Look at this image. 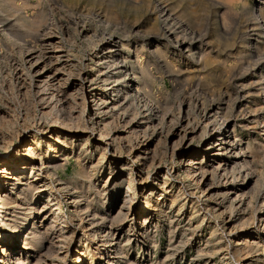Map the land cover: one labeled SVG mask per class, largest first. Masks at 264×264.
Here are the masks:
<instances>
[{
	"label": "bare ground",
	"instance_id": "1",
	"mask_svg": "<svg viewBox=\"0 0 264 264\" xmlns=\"http://www.w3.org/2000/svg\"><path fill=\"white\" fill-rule=\"evenodd\" d=\"M2 1L9 6L12 5V0ZM58 1L60 3L63 0ZM64 1L71 3L73 0ZM85 1L87 4L80 7V14H94L98 17L102 29L107 31V37L102 41L100 39L99 43L93 39L92 35H88L86 30L85 43L91 46L87 64H83L84 59L73 55L70 49H65L67 43L73 46L76 44L75 38L70 35V30L63 23L60 26V21H56L52 13L47 14L44 11L43 4L39 1H36L37 5H34V15L29 19L23 18L16 21V28L26 32L21 35V40L28 38L32 40L34 46L28 48L27 41L19 48L23 57L16 63L15 68L19 94L22 93L21 96H23V100H20L25 105V114L20 117L21 115L16 114L14 108L9 109V107L7 112L0 110L3 112L0 114V264H46L45 260L48 258L51 259L49 264H54V261L65 264L70 244L75 237L76 229H73L72 221L82 227L84 216L87 217L89 225L88 237L85 238L84 234L81 237L88 240V243L84 242L83 254L82 251L81 254L80 252L74 254L75 263L73 264H95L96 262L99 264L105 260L107 264H137V261L134 262L129 258L126 252L130 239L135 237L133 246L137 251L141 248L146 249L148 247L146 239L150 237V234H153L151 239H155L165 228L169 234L165 258L183 257L187 253L185 238L189 237L193 240L206 238L204 241L208 251L206 253L208 255L204 257L206 261L216 259L217 264H238L240 261L250 260L249 258L257 252V245L262 243L264 246V175L256 169L257 162H264V152L260 151L261 148L264 151V145H260L259 154H257L250 148L249 140L245 141L243 147L237 143L233 133L234 125L233 130H229L226 123L228 122L226 109L223 111L212 109L211 112L209 111L208 118L203 121L200 130L207 135L208 144L205 148L191 149L195 130L191 129L192 132H189L186 124L179 128L180 134L177 140L173 141L171 156L175 151L181 150L179 157L182 158L183 178L195 192L194 201L183 197L184 192H181L180 188L176 194L167 190L165 186L170 177L167 174L168 170L162 175L161 184L153 185L149 181V171L158 157V150L156 145L153 148L148 146L153 140V134L156 133L155 127L161 130L168 114L149 97L145 88L151 81V74L145 65L143 66L135 59L136 66L132 55L137 58L138 51L151 43L154 46L152 49L149 48L150 50H145L147 54L153 60L162 59L164 66L171 68L174 65L171 66L172 63L167 60L165 54L170 46L173 56L189 58L187 64L190 68L195 66L203 68L211 62V59L207 56L208 53L199 54L198 52L197 46L199 43L201 45L203 35L196 31L198 29L196 23L188 21L184 18L187 14L178 12L165 0H154L152 8L146 0L150 10L155 12L157 19L161 21L166 33L169 34L168 36L166 33L160 34L158 31L160 28L155 23L153 27H145L143 23L133 21L129 24L130 30L138 34L139 38L144 37L138 43L136 40H131V37L129 38L128 34L119 28V22L113 18L112 7H117V4L110 0ZM96 1L103 8L94 6ZM239 4L243 10L244 2L240 1ZM258 4L259 8L253 9L252 12V15L256 17L254 27L264 37V0ZM27 5L29 6L26 1H23L16 7L21 9V7L26 8ZM218 5L225 7V2L216 0L212 5L215 9L212 15L215 26ZM61 7L64 8L65 5ZM128 7L133 6L128 4ZM225 16L227 17L224 11L221 14L223 27L226 26ZM170 22L176 28L175 31L169 28ZM177 31L181 32V36ZM18 40L20 39L15 41L18 42ZM157 40L164 41L165 44L162 42L163 51L158 49L161 46L159 42H156ZM256 46L254 45L253 48ZM88 68L93 72L90 77L87 76ZM258 74L260 81L264 84V69ZM106 91L109 94H106ZM139 95H142L147 102L143 107L146 113H144L145 123L144 125L134 123L130 127L131 133H128L130 134V137H127L128 142L124 147H120L122 142L117 140L121 137L118 139L115 137L117 140H114L110 125L116 120L119 121L125 113L136 115L135 109L131 108L130 104L131 100ZM87 96L90 97L93 107L92 115L88 114L91 119H87L86 113L84 116ZM35 103H38L41 109L39 116L36 115L38 119L35 118L36 112L34 113ZM262 106L264 107V100ZM152 111L158 113V118L149 115ZM189 113L186 111V114ZM20 118H22L21 123ZM174 122L176 121L172 118L169 123ZM259 123L261 126L259 130L264 135V121L260 120ZM31 125L35 126V132L32 131ZM37 134L43 138L41 139ZM171 135L166 136L167 140ZM74 147L78 151L75 160L82 157L87 161L97 156V161L93 166L83 169H80V161H75L80 170L77 172V181L73 184L63 181L61 184L58 183L61 186L54 188L49 180L50 176L56 170H63V164L68 162L65 152H72ZM122 153L125 154L126 161L119 166V162L118 165L116 163L123 155ZM134 153L138 154L132 157ZM132 166H135L137 171L135 177H133ZM142 166L146 168L145 174ZM105 168L108 169L109 175L102 188H105L110 179L112 185L108 186L107 201L101 204L102 211H100L99 208L87 203V197L84 195V179L89 178L91 173V175L99 173ZM212 177L220 178L222 184L214 186ZM249 184L251 187L246 189ZM5 191H8V194L2 195ZM58 191L70 197V206L73 211H71L72 215L66 218L61 210V203L55 196ZM36 199L42 201L43 205L32 208L30 201ZM166 200L169 203L168 208L175 206L174 216L165 210ZM256 202L260 204H258L259 209L255 207ZM117 204L119 206L116 217L122 220L132 216L131 224L125 230L123 248L120 247V242L113 239L115 235L112 234V232L116 234L121 228L114 222L108 221L103 212L104 207L110 209L112 205ZM23 206L29 212H26ZM17 210L23 213L18 214ZM43 211L46 215L49 214V221L44 225L45 232L39 233V227L32 221L31 230L25 234L24 239H21L22 243L18 248L15 239L27 224L31 213L40 214ZM183 212L188 222L194 220L193 227L181 225L180 217ZM136 220L139 222L137 223ZM154 221H156L155 225H153ZM42 222L41 220L40 223ZM253 222L256 224L257 231L255 239L259 241L255 242L254 236L247 233L239 239L237 234L243 233ZM228 224L230 226L225 229ZM152 228L154 230L150 231ZM54 231H56V237L53 239L57 241L56 243L49 237L50 234L54 236ZM175 235L177 236L174 239ZM81 237L77 240L79 244ZM137 239L140 240L138 243H136ZM44 243L49 246L46 248L43 246ZM89 244L94 245L92 250H89ZM157 246L159 248L162 246L160 240L152 242V249L155 250ZM43 250H45L44 253ZM62 250H65L64 255L61 253ZM60 254L62 256H59ZM198 256L200 255L196 251V254L190 257V263L198 264L196 263L199 260ZM84 258L87 262H84ZM256 262L254 264H264V259L258 256Z\"/></svg>",
	"mask_w": 264,
	"mask_h": 264
},
{
	"label": "rangeland",
	"instance_id": "2",
	"mask_svg": "<svg viewBox=\"0 0 264 264\" xmlns=\"http://www.w3.org/2000/svg\"><path fill=\"white\" fill-rule=\"evenodd\" d=\"M23 1H26L29 6L27 5L26 8L21 7V9L17 8V5L21 4ZM36 1H39L41 4H43L42 8L47 14H49V12L50 14L52 13V15H54L53 17L55 18V20L60 21V26L61 23H63L70 30V35L75 38L76 44L73 46V44L71 45V43H67L68 45L65 44V49H70L73 55L83 58V64L88 63L87 59L91 52V46L85 43V35H87V32L88 35H92L93 39H95V41H99V43L102 41L103 38L107 37V31L102 29V26L97 16H94V14L92 13H88L90 14V16L88 14H80V7L85 6L87 4L85 0H73L71 3L66 2L64 0L60 3L58 0H53V2L52 0H12L11 3L13 7L12 5L9 6L6 2L0 0V110L7 112V107H9V109L14 108L16 110L15 113H19V115H21L20 117L25 114V105L24 103H22V93L19 94V82L16 76L17 72L15 68L17 66L16 63H18V61H21L23 57L19 48L24 46L25 42L27 41L29 42H27L26 44L28 48H31L32 46H34V44L32 40H29L28 38L21 40V35H24L25 30H21L23 31L21 32L18 28H16L15 25L18 19H29L30 16L34 15V5H37ZM110 1L112 3H115V5L117 4L118 7H112L114 11L112 14L113 18L115 19V21L119 22V28H121V30H124V32L128 34L127 36L129 38L131 37V40H136L138 41V43H140L144 39V37L139 38L140 36L138 34L130 30L129 24L133 21L143 23L145 27H153L155 23L160 28H158L160 34L166 33L165 28L162 26L163 24L160 23L161 21L159 19H157L155 12L153 13L152 10H150V5L152 8L154 0H148L150 5L146 0ZM143 1L144 4H142ZM165 1L172 5L174 9L178 10V12L187 14V16L184 18H186L188 21L196 23L198 27L196 31H199V34L203 35V39H201V45H199V43L197 46L198 52L199 54H203V52L205 54L208 53L207 56L211 59V62L203 68H199L196 66L195 68H190L187 64L189 58H186L185 56H183L182 58L173 56V54H171L172 48L168 45L169 47L167 48L168 50L165 51V54L167 60L171 61V66H174L171 68L169 66L166 67L164 66L162 59L153 60V58H151L147 54V51H145L146 49L150 50L153 48L154 45L151 43H149L147 46H144L143 49L141 48L138 51L137 58L132 55V59H136L137 62H140L141 64H143V66L145 65L148 72L151 74V81L145 88V90L148 91L149 97L152 98L154 100V103L158 104L168 114L165 118L164 125L161 127V130L155 127L156 133L153 134V140L148 146V148H153L157 146L156 150H158V157L153 163V169L151 168V170L149 171V181L153 185L161 184L163 181L162 175L168 170L167 174L170 177H168L167 185L165 186L167 187V190H171V192L176 194L177 190L180 188L181 192H184L182 195L183 197L194 201L196 197L195 192L193 191L192 186H190L187 183L186 179L183 178L181 169L182 158L179 157L181 150L175 151L173 153V156H171V148L173 141L177 140V136L180 134L179 130L182 126L186 124V126H188L189 132H192L191 129L195 130V137L192 141V144L190 145L191 149H203L208 144V141H206V133L203 134V132H201L200 130L203 126V121L208 118L212 109H219V111H223L226 109L225 113L228 121L226 123H228L229 130H233L232 126L234 125L233 133L235 134V139H237V143H239L243 147L245 141L249 140L250 148L253 150V152L257 154H259L260 147L264 145V135H262V131L259 130L261 129L259 121H264V107L262 106V101L264 100V84L260 81L258 74L261 72L262 69H264V37H262V35H260L257 30H255L254 24L256 21V17L252 15L253 9L259 8L258 3L263 0H218L220 2H225V7L222 5H218V8H216V10L218 11V15L215 16L216 26L214 24L212 16L215 11L212 5L216 0ZM240 1L244 2L243 10L241 9L242 7L239 4ZM234 3L236 5H234ZM128 4H131L133 7L129 8ZM61 5H65L66 8L61 7ZM94 6L98 7L99 9L103 8V6H101V4H98L97 1L94 3ZM127 7L129 9H127ZM224 11L225 15H227V17L225 16V27H223L221 21V14H223ZM117 18H119V20ZM56 23L59 24V22ZM168 26L170 29H173V31L176 30L172 22H170ZM15 28L18 30V33ZM63 31H65V29ZM177 32L181 36V32ZM19 33L22 34L19 35ZM168 34L166 36H168ZM171 37L172 36H170V38ZM195 37H197L198 39V35H196ZM17 39L20 40H18L17 42L15 41ZM156 42H159V45L161 46L158 49H162L163 51L162 45L165 44L164 41L157 40ZM254 45H257L256 48H253ZM136 60L135 65L137 66ZM92 74L93 72L90 68H88L87 76L90 77ZM106 94H109V92H107ZM89 98L90 97L88 96L86 97L87 107L86 112H84V116L85 113L87 114V119H91L89 115H92L93 113L92 103L90 102ZM116 98H118V96ZM145 103L147 102L146 100L144 101L142 95L135 96L131 100L130 107L135 109L136 115L132 116L131 114L129 115L128 113H125L119 121L116 120L114 121L115 123H112L110 125L113 131L112 135H114V140L116 141L118 137H121L120 140H117V142H122L121 144L119 143L121 145L120 147H124V145L128 142L127 137H130V134L128 133H131L130 127L134 123L138 122L141 123V125H144L146 113L143 107L144 105H146ZM35 104L36 105L34 113L36 112L35 116H39V111L41 109L38 103ZM13 105L16 106V108ZM186 111L190 113L186 114ZM1 113L3 112H0V114ZM149 115L158 118V113H154L153 111ZM37 116L35 118L38 119ZM170 118H174L176 122L169 123L171 120ZM20 119L19 122L21 123L22 118ZM28 125L30 124L28 123ZM31 126H29V128L33 127L32 131L35 132V126ZM142 128L140 130H142ZM168 134L172 135L171 137H168L167 140L166 136ZM37 135L41 139L43 138V136L39 134ZM158 136L159 142L157 141ZM203 137L205 138L203 139ZM262 150L263 148H261L260 151L264 152ZM65 153L68 162L63 164V170H56L55 173L50 176L49 179L52 182L51 185L54 188H58L59 186H61L60 184L63 181L68 182L70 184H73L75 181H77V172L80 170L78 169L79 167L77 168L75 161H80V169L93 166L97 161V156H93V159L87 161L83 160L82 157H80V159L78 160H75V157L78 154V151L75 149V147L73 148L72 152L67 151ZM137 154L138 153L132 154V157L134 155L137 156ZM119 158L120 159L119 161H117L116 164L118 165L119 162L120 166L121 163H124L126 161L125 154H123ZM114 159H116V157ZM207 163L210 164V162ZM142 168L145 174V166H142ZM132 169H134L133 177H135V172H137L135 166H132ZM256 169L264 175V162H257ZM156 173L158 174L155 178ZM91 174L89 175V178L86 177L84 179V195L87 197L86 201L90 206L95 208L97 207L100 211H102L101 206L103 205L105 200L107 201V192L109 189L108 186L112 185V181L111 179L108 180L105 188H102L106 177L109 175L107 168L102 171L100 170L99 173L93 175ZM138 179L139 178H137V180ZM212 183L214 186H219L220 184H222V180L217 177H212ZM88 184L90 187H87ZM250 185L251 184H249L246 189L251 187ZM7 194L8 191H5L2 195ZM55 196L58 197V200L61 203L60 207L62 212H64V217L66 218L69 215H72L71 211H73V208L72 206H70V197L68 195H65L64 192L61 191L55 193ZM104 197H106V199H102ZM167 201L168 200L165 201V210H168L174 216L175 206L168 208L169 203ZM82 202L83 201H81V203ZM30 203H32V208L33 206L34 208H39L43 205V202L37 201V199L30 201ZM256 203L255 207H258L259 209L260 204L259 202L257 204ZM118 206L119 204L112 205L110 209L109 207H104L103 212L107 217L108 221L114 222L115 225H118L117 227L121 228V230L117 231L116 234L115 232H112V234L115 235L113 236V239H116V242H120V247L123 248V245L125 243V230H127V228L130 226V219L132 216H130L128 219L122 220L116 217ZM242 206L243 204L240 205L241 208ZM24 207L25 206H23V209H26V212H29L27 211V208ZM16 213L21 214L23 212L21 210H17ZM45 215L46 213L44 211L40 214H36L35 212L31 213V217L27 221V224L24 226V228L21 230V232L19 233V235H17L15 239V241H17L16 245L18 246V248L22 243L21 239H24L25 234H27L29 230H31L32 221H34L35 225L39 227V233L45 232L46 228L44 225L47 224V222L49 221V214H47L46 218H44ZM101 215H103V213ZM185 216L186 214H184L183 212L182 216L180 217V220L182 221L181 225H183L184 227H193L195 225L194 220L188 222V218ZM83 218L84 220L81 224L82 227H80V225H76L75 221H72L73 229H76L75 237L73 239V242L70 244L65 264L75 263L74 254L77 252H80L81 254L82 249H84L85 247L84 244L88 243V240H85V238L88 237L87 235L89 225L87 223V217L84 216ZM41 220L43 221L42 223H40ZM66 221H68V219ZM136 222L138 223L139 221L136 220ZM254 222L253 224H249L243 233L237 234L239 236V239L240 237H242V235L247 233L248 235L254 236L253 238L255 242L259 241V239H255L257 231L256 224ZM219 223H221V221H219ZM155 224L156 221L153 222V225ZM228 226H230V224L226 225L225 229L228 228ZM153 230L154 229L152 228L150 231ZM83 234L85 238L81 237V235ZM227 234L228 233L226 232V235ZM137 235L139 236V234ZM152 235L153 234L151 233L150 237L146 239V242H148V247L150 248H141L139 251H137V249L133 246V240L135 237H132L130 239L129 246L127 247L126 252L129 254V258L134 260V262L137 261V264H191L189 259L191 256H194L196 254V251L200 255L197 257L199 260H197L196 263L204 264L205 262V264H213L214 262H216V259H209L208 261H206L207 259L204 258L205 255H208L206 254L208 253L207 246H205L204 244L206 238L193 240L192 238L190 239L189 237H186L185 246L187 253L183 255V257L174 256L173 258H165V253L167 252L166 245L168 243L169 236L167 228L161 231V233L155 239H151ZM176 236L177 235H175L174 239L176 238ZM49 237L51 238V240L56 237V231H54V236L50 234ZM79 237H81V241H83H80V244L77 243ZM158 240H160L162 246L160 248L157 246L155 250L152 249V242H157ZM139 241L140 240L137 239L136 243H138ZM54 242L56 243L57 241L55 240ZM95 242H97V240ZM43 246L47 248L49 244L44 243ZM93 248L94 245L89 244V250H92ZM256 249L257 252L249 258L250 260L240 261L238 264H248L249 262H251V264L257 263L256 257L258 256L260 257V259H264V246L262 245V243H259ZM44 251L45 250H43V253ZM61 253L64 255L65 250H62ZM59 256L62 255L60 254ZM228 258L232 261L230 256H228ZM49 260L51 259L48 258V260H45L46 264L50 263ZM83 260L84 262H87L85 261V258ZM56 263L59 264L57 261H54V264ZM193 263H195L194 260ZM95 264L98 263L96 262ZM99 264L107 263L105 260L100 262ZM215 264H217V262Z\"/></svg>",
	"mask_w": 264,
	"mask_h": 264
}]
</instances>
